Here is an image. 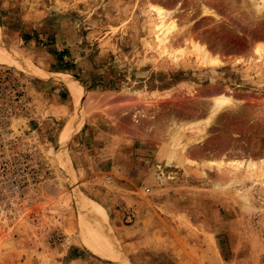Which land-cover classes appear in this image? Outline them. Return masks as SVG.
Instances as JSON below:
<instances>
[{"label": "rangeland", "instance_id": "rangeland-1", "mask_svg": "<svg viewBox=\"0 0 264 264\" xmlns=\"http://www.w3.org/2000/svg\"><path fill=\"white\" fill-rule=\"evenodd\" d=\"M158 8L176 24L167 44L157 37ZM258 45L264 0H0V264H61L52 246L64 245L102 256L83 220L112 225L94 195L109 197L119 182L140 197L117 203L126 223L153 208L175 218L192 259L203 248L212 262L215 252L222 264H264ZM64 50L69 72L54 54ZM57 72L82 81L79 112ZM75 119L83 126L63 138ZM93 126L148 149L145 166L128 177L95 157ZM87 199L107 223L83 210ZM34 239L46 253L34 254Z\"/></svg>", "mask_w": 264, "mask_h": 264}, {"label": "crops", "instance_id": "crops-1", "mask_svg": "<svg viewBox=\"0 0 264 264\" xmlns=\"http://www.w3.org/2000/svg\"><path fill=\"white\" fill-rule=\"evenodd\" d=\"M89 139L92 142L95 150L93 151L95 157L102 156L103 160H111L114 167L117 165V171L128 177L132 172L141 167H144L146 162V155H150L148 149L143 146L137 147L135 144H129V141H122L118 135H111L103 132L97 127L93 126L89 131ZM88 139V138H87ZM121 139L119 143L114 144L115 140ZM124 142V143H123ZM121 143V144H120ZM155 156V154H153ZM151 156V155H150ZM153 157V156H152ZM120 167V168H118ZM135 179V178H134ZM124 182V181H123ZM133 180L132 183H136ZM128 182H124L127 184ZM130 185H123L122 182L115 187H111L109 197L103 193L96 192L97 199L104 200L107 207L111 211L110 221L108 222L107 233L114 240L113 235L117 237L118 243L114 240V244L120 248L122 254L121 259H114L110 256L107 250L103 255H99L86 246L80 249L77 245H64L60 250L59 246L54 248L52 252L54 261L61 264H222V259L214 252L213 262L208 260L206 249L200 248L198 254L200 257L196 259L191 258V248L183 249L176 239L180 235L179 225H176L174 217H162V215L153 213H145L146 210L139 212L134 223H126L125 211L116 208L117 203L124 200L134 202L139 201L140 197L135 196V191L130 190ZM166 189V188H163ZM165 194V192H163ZM105 196V197H104ZM171 195H163L162 198L171 199L177 197ZM142 203L139 204V209ZM149 210V211H150ZM205 216V215H204ZM207 220V217H205ZM175 221L174 223H172ZM44 235V234H43ZM41 239H34V254L43 255L46 253L45 249L40 247L43 245ZM117 247V248H118ZM118 248V249H119ZM197 250V249H196ZM62 256L63 259L56 256ZM68 256V259H66ZM203 257V258H202ZM202 258V259H201ZM198 259V260H197ZM62 261V262H61ZM36 261H34L35 263Z\"/></svg>", "mask_w": 264, "mask_h": 264}, {"label": "bare ground", "instance_id": "bare-ground-1", "mask_svg": "<svg viewBox=\"0 0 264 264\" xmlns=\"http://www.w3.org/2000/svg\"><path fill=\"white\" fill-rule=\"evenodd\" d=\"M158 16H160V23L158 24V29L160 34L157 36L159 41L161 43H165L167 44L168 39H169V34L173 31V29L176 27L175 21L171 20V21H166L165 20V12L163 10V8H158ZM161 34H163V36H161ZM262 50H264L263 47H261L260 45H258L256 47V51L257 53H260ZM263 53V51H262ZM3 52H0V57H2ZM10 56V55H9ZM260 57V56H259ZM8 58V57H7ZM207 62L213 63V64H218L220 62H222L220 59H218L217 57H205ZM205 60V61H206ZM239 60V59H238ZM56 77L64 82L66 84V86L68 87L73 100L75 102V106L77 111L79 112V107L82 101V97L84 96L85 93V88L84 85L82 84V81L79 80L77 77H75L72 74H69L67 72H57L56 73ZM227 100L225 98H220L218 99V103L220 104H224L226 103ZM84 124V120L83 119H75L72 123L67 124L62 132V137L63 138H69L73 133H75L76 131H78ZM68 163V162H67ZM69 166V163H68ZM81 206L83 208V210H86L87 212H89V215L93 212L96 213L95 215L98 217V220H101L102 222H108V217L105 213V209L104 207L97 201L95 200H86L85 202L81 203ZM94 216V215H93ZM95 218V217H94ZM93 217H91L90 221H84L83 220V224H84V230H85V234L87 236L88 242L90 244H95L98 245L104 249H106L108 251V253L110 254L111 257H113L114 259H121L122 254L120 253V248L118 247V245H115L113 241H111V239L109 237L106 236L105 234V228L107 226V224L102 227L95 222L96 220ZM119 249H118V248Z\"/></svg>", "mask_w": 264, "mask_h": 264}, {"label": "trees", "instance_id": "trees-1", "mask_svg": "<svg viewBox=\"0 0 264 264\" xmlns=\"http://www.w3.org/2000/svg\"><path fill=\"white\" fill-rule=\"evenodd\" d=\"M66 50L62 52H54V54L57 56L58 61L62 62L64 67H61L58 69V71H71L73 68V62L65 60ZM76 75V74H75ZM77 76V75H76Z\"/></svg>", "mask_w": 264, "mask_h": 264}, {"label": "built area", "instance_id": "built-area-1", "mask_svg": "<svg viewBox=\"0 0 264 264\" xmlns=\"http://www.w3.org/2000/svg\"><path fill=\"white\" fill-rule=\"evenodd\" d=\"M107 179H108V180H111V179H112V175H108V176H107ZM147 191H150V188H147Z\"/></svg>", "mask_w": 264, "mask_h": 264}]
</instances>
